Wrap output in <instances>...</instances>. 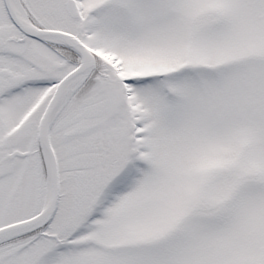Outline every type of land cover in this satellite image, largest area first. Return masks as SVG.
<instances>
[{"label":"snow or ice","instance_id":"6c2138e0","mask_svg":"<svg viewBox=\"0 0 264 264\" xmlns=\"http://www.w3.org/2000/svg\"><path fill=\"white\" fill-rule=\"evenodd\" d=\"M0 264H264V0H0Z\"/></svg>","mask_w":264,"mask_h":264}]
</instances>
